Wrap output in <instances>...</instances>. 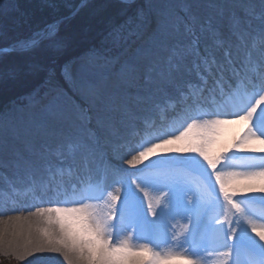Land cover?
Listing matches in <instances>:
<instances>
[{"label": "snow or ice", "instance_id": "1", "mask_svg": "<svg viewBox=\"0 0 264 264\" xmlns=\"http://www.w3.org/2000/svg\"><path fill=\"white\" fill-rule=\"evenodd\" d=\"M121 4L131 15L64 83L50 73L0 111V169L36 200L26 216L6 204L0 215L26 255L65 264H206L201 253L264 264V0ZM17 8L0 0V14ZM44 41L66 47L55 25L14 47ZM240 122L243 135L214 151L220 126Z\"/></svg>", "mask_w": 264, "mask_h": 264}, {"label": "trees", "instance_id": "2", "mask_svg": "<svg viewBox=\"0 0 264 264\" xmlns=\"http://www.w3.org/2000/svg\"><path fill=\"white\" fill-rule=\"evenodd\" d=\"M102 1H94L92 5ZM107 3H105V8L112 9L114 5ZM18 9L32 21V30L38 27H44L50 23L44 17V14L48 13L50 9H57L60 15L65 14V10L61 7L59 0H18ZM82 12L64 22L57 31L58 39L66 44V47L62 50H56L51 46L49 41H44L40 50L34 53L17 52L0 55V110L9 101H13L22 94L31 91L46 76L49 77L50 73L60 76L63 65L69 57L68 54L82 52L90 48L93 44L100 43L107 33L124 21L126 17V10L120 6H114L113 11L108 16L104 15L108 13L105 11L103 16H106V18L103 24L100 27H93V33L88 36V43L82 47H78L76 45L78 38H85L84 34L79 37V27L83 25L89 26V22L92 23L93 21L90 18V21L86 22L85 20H89V16L82 15ZM41 22L42 24L38 25ZM20 35L26 37L29 33H22ZM21 36L15 35L7 43L0 42V47L8 45L11 41Z\"/></svg>", "mask_w": 264, "mask_h": 264}, {"label": "rangeland", "instance_id": "3", "mask_svg": "<svg viewBox=\"0 0 264 264\" xmlns=\"http://www.w3.org/2000/svg\"><path fill=\"white\" fill-rule=\"evenodd\" d=\"M59 1H60L61 7H63L65 10V14L60 15L57 9H50V11L48 13L44 14L45 19H47V21L49 20L50 23H48L44 27L43 26L38 27L35 30H32V28H31L33 26L32 21L30 19H28V17L25 16L18 8L15 10H9L5 13L0 14V42L1 43H5V42L7 43L10 41L11 37H13L15 35L21 36L20 34H22V33H29L28 36H26V37L21 36L18 39L11 41L8 45L4 46V47H14L16 41L29 38L34 33H36L37 31L44 29L45 27L50 25L52 22L72 13L82 0H59ZM94 1H98V0H90V2H89V3H91L90 5H89V3L86 4L76 14H74L73 16H71L70 18L67 19V20H69L72 17H75L77 14H80L81 11H83L82 15H84L86 17L89 16L88 17L89 20L86 19L85 20L86 22L90 21V18H92V20H93L92 23L89 22V26L83 25V26L79 27L80 28V30L78 31L79 37H81L84 34L85 38L84 39L82 37H81V39L78 38V40L76 41V42H78L76 44L78 47H82V46L86 45V43H88V41H89L88 36H90L93 33L92 32L93 27H95V26L100 27L103 24V21L105 20L106 16L111 14L114 6H118V7L120 6L121 8L125 9L122 6L121 1H119V0H103L102 2H99L97 4L92 5V3ZM2 2L5 6H8L13 2V0H2ZM106 2H108L107 4L112 3L114 5L112 7V9H106L105 8ZM15 3L18 5V0H15ZM104 10L108 12V13L104 14L106 16H103V13L105 12ZM125 10H126V14H125V16H126L125 20H126L127 16L131 15L132 9H125ZM124 21L119 23L116 27L123 24ZM34 24H36V23H34ZM40 24H42V22L38 23V25H40ZM99 44L100 43H98V44L95 43L91 47L99 46ZM90 48H88V49H90ZM87 50H83L82 52H75V53L68 54L69 57L67 59V62H65V64L63 65V69L61 70L60 76L54 75V82L64 83L65 82L64 81L65 72L71 73L73 68L77 65L76 59L78 57L86 54ZM14 52L17 53V51H14ZM9 53H11V52H9ZM47 80H48V76H46L45 79H43L40 83H38L31 91L22 94L19 98L15 99L13 101H9L7 104L4 105L3 109L0 111H4V110L9 109L13 106H18V107L23 106L24 104L27 103V97L29 96V94H31L34 89L43 86ZM175 126L178 127L179 125H175ZM172 155H176L177 157H179L181 159L183 158V156L178 154V153H174ZM156 159L158 160V163L162 166H166L169 163L166 159H162L160 157H157ZM131 171H133V170H131ZM3 179L8 180L7 174H5V173L0 174V183L3 181ZM189 179L194 184L198 182V177H196L195 175L189 176ZM213 183H214V181H213ZM2 184H3V186L6 185L5 182H2ZM235 199L240 200L242 198L238 196ZM221 203H223L222 200H221ZM213 211H216V209L213 208ZM177 227H179V226H177ZM226 227H227V225H225V228ZM167 250L168 249L165 247L160 248V251H167ZM201 256L204 257L206 264H211L213 261V258L215 256V253L212 254L211 256L207 255V253H201ZM27 257H29V259ZM44 257H49V256L44 254V253H36L34 255H27L26 257L25 256L23 257L22 255H16L13 253H6L3 251H0V264H52V261H50V259H44ZM240 259H241V261H244V262L248 261L249 260L248 253L245 251H242Z\"/></svg>", "mask_w": 264, "mask_h": 264}, {"label": "bare ground", "instance_id": "4", "mask_svg": "<svg viewBox=\"0 0 264 264\" xmlns=\"http://www.w3.org/2000/svg\"><path fill=\"white\" fill-rule=\"evenodd\" d=\"M89 2L90 1H88L86 4H88ZM59 28L60 26L57 28V31L59 30ZM0 48H4V47H0ZM3 54H7V53H3ZM76 67L77 65L73 68L71 73L75 72ZM245 130H246L245 124L242 122L229 123V124L220 126V128L217 130L218 134L215 138L216 142L213 146V150L219 151L223 147L233 143L236 139H238L241 135H243ZM176 146H179V145H176ZM178 154L182 156L185 155L181 153H178ZM237 155H242V154L237 153ZM131 170H134V169L129 168V171ZM1 173L7 174L8 180L3 179L2 182L6 183L5 186H3L2 182L0 183V209H2L4 205L6 204L9 209L18 210V211H10L9 215L26 216L27 215L26 209H28L33 203L36 202V200L33 197V194L31 192H27L24 189L19 177L13 170L0 169V174ZM14 188L16 189L15 191H13ZM260 214L261 212L259 208H257V210L253 212V215L257 217ZM6 221H8V215H0V251L6 252V253H13L16 255H22L23 257L24 256L26 257L27 255L24 253V247H23L24 245L23 238L15 236L14 232L17 231V228L14 227V225L11 222L5 223ZM26 227L27 225H25V228ZM245 227H247V225H245ZM248 235L251 236L253 239H258L250 231L248 232ZM44 254L48 255L49 257L54 258L55 260H58L59 264H65V262L63 261V258L59 257L57 254H53V253H44ZM27 258L29 259V257ZM254 258L259 259L258 256ZM217 259H218V255L215 254L211 264H216ZM249 259H250V256H249ZM172 264H181V262L173 261Z\"/></svg>", "mask_w": 264, "mask_h": 264}, {"label": "water", "instance_id": "5", "mask_svg": "<svg viewBox=\"0 0 264 264\" xmlns=\"http://www.w3.org/2000/svg\"><path fill=\"white\" fill-rule=\"evenodd\" d=\"M88 1H90V0H82L72 13L68 14L67 16H65L63 18H60V19L52 22L50 25H55V27L57 29L64 21H66L68 18H70L71 16L76 14L83 6H85ZM14 51H16L15 47L0 48V54L14 52Z\"/></svg>", "mask_w": 264, "mask_h": 264}]
</instances>
